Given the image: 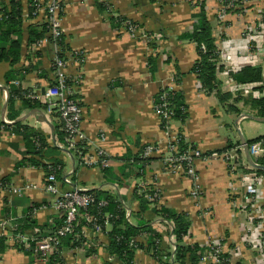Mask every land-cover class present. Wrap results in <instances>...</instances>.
<instances>
[{
	"label": "crops",
	"instance_id": "0c3cea01",
	"mask_svg": "<svg viewBox=\"0 0 264 264\" xmlns=\"http://www.w3.org/2000/svg\"><path fill=\"white\" fill-rule=\"evenodd\" d=\"M9 1L0 0V3ZM18 1L24 18L31 0ZM35 1L44 4L48 0ZM201 1L215 39L217 65L221 66L216 74L219 91L229 96L226 104L215 92L205 93L197 76L191 72L197 58L196 46L184 35L192 31ZM240 1L245 4L242 11L233 15L237 18L235 15L241 13L243 20L224 23L217 20L219 0H111L117 17L120 15L136 26L131 32L123 25L115 26L112 19L116 17L101 10L97 0H63L60 24L64 43L68 50H81L85 54L82 63L69 62L66 69L70 76L79 70L82 76L74 95L82 108L80 127L91 149L97 148L109 158L108 172L104 173L98 166L82 164L61 147L63 143L55 132L57 128L60 130L57 117L42 109L24 108L18 97H14L13 110L19 112L16 120L39 132L49 148H59V152H48L37 160L48 165L55 158L62 162L61 178L56 177L62 189H98L117 196L125 212H129L127 220L137 224L139 201L135 188L150 186L159 192L157 205L188 216L190 229L184 238L186 243L206 248V254L208 237L220 236L225 241L227 252L224 253H228L229 264H264V246H261L264 245V221L251 205L245 204L244 208L241 204L242 209L238 205L240 197L245 196L238 175L252 171L244 150L240 151L243 162L235 155L239 161L236 173L226 167L221 157L209 156L195 161L196 174L203 187L202 195L196 199L190 196L193 188L190 177L180 171H167L163 163L169 156L167 147L171 134H181L185 143L204 155L221 151L228 144L231 145L229 149L243 147L239 131L246 141L264 136V122L248 118L238 120L241 114L255 115L254 110L241 103L243 98L233 100L234 93L242 85L249 86L244 90L249 98H258L260 94V83L238 82L237 72L247 66H260L262 74L264 71V0ZM260 17L261 24L253 38H241L247 32L245 29L259 23ZM40 21L39 18H24L19 38L20 60L13 66L7 61L0 62V121L6 119L12 123L7 118L8 86L42 94L53 82L51 63L56 54L53 44L44 37L41 40H46L39 45L28 46L27 26L41 24ZM11 37L17 39L16 35ZM29 66L32 70L24 72ZM11 69L21 73L6 82L5 75ZM174 80H178L174 89L182 96L187 116L183 122L172 121L166 131L161 128L160 118L154 111V99ZM229 105L238 112L229 110ZM148 144L159 149L152 155L155 159L140 171V176H136L137 169L132 166L125 169L130 176H122L121 169L132 164L141 147ZM24 152L25 143L20 135L9 130L0 131V180L10 186L9 190L0 189V222H6L5 234L8 235L0 242V264H48L10 239L14 234L12 230L27 235L34 228H40L47 234L52 227L49 220L56 221L58 217L53 207L54 197L42 190L46 176L43 167L31 163L17 166L26 158ZM258 175L262 177L258 202L264 206V174ZM64 177L70 179V186L64 184ZM111 179L119 182H111ZM26 184L31 187L25 189ZM153 207L154 204H150L141 217L160 235V247L173 251L171 225L156 215ZM34 208L35 213L32 212ZM26 219L34 225L27 228ZM84 231L87 238L82 246H63L59 256L62 264H103L106 261L119 264L108 256L104 237H95L88 229ZM135 239L145 243L146 235ZM133 264L157 263L138 249ZM199 264H203L202 261Z\"/></svg>",
	"mask_w": 264,
	"mask_h": 264
},
{
	"label": "trees",
	"instance_id": "16d2710c",
	"mask_svg": "<svg viewBox=\"0 0 264 264\" xmlns=\"http://www.w3.org/2000/svg\"><path fill=\"white\" fill-rule=\"evenodd\" d=\"M98 7L101 10L106 9L105 0H97ZM35 0H31L29 3V8L27 10L28 15H30L35 9L34 4ZM199 12L194 15L195 20L193 22V29L186 35L184 38L189 42H192L196 46L197 58L194 61L191 72H193L198 81L201 84L202 89L205 93L209 94L215 92L220 99L221 102L228 101V94H223L219 91V83L216 77L217 71L221 70V66L217 65L218 51L215 44V39L212 35L211 25L206 17V13L204 10V3L201 1L198 4ZM23 8L20 5L18 0H10L8 3H0V62L7 61L13 66L20 60V40L22 31H23ZM29 17V18H30ZM127 22V19L124 17L118 16L112 19V23L119 27L120 25ZM28 32V46L36 44L39 40L44 37L50 39L49 29L46 23H30L27 26ZM16 35L17 39L14 40L11 36ZM60 45L62 51L59 53V56H63L64 48H68L64 43V37L62 35L60 39ZM37 54V53H36ZM32 70L31 66L23 69L24 72ZM21 72L15 71L11 69L6 73L5 79L6 82L11 81L17 77ZM235 79L241 83H260L259 87V97L258 98H249V100L245 99L250 103L251 109L256 112V115L264 118V85H262V67H253L247 66L242 68L239 72L236 73ZM53 84V82H51ZM176 84H178V80H176ZM167 91V89H165ZM29 90H20L13 86H8V112L7 118L12 121V123H5L0 121V131L9 130L10 132L20 135L25 143V152L26 158L22 160L21 163H31L35 166H42L46 172V175L50 172H54V175L60 179L61 178V170L63 167L62 162L55 158L52 164H42L37 159H41L44 157V154L48 152H59V148L53 146L49 148L46 145V139L33 128L23 125L20 121L16 120L19 116L18 111L13 110L14 97L20 98L24 108H38L45 110L47 106L44 103H41L38 100H32L27 98ZM164 91H159L157 96L155 97V103H160L159 96ZM166 101L167 108L172 111V120H177L179 122H183L187 116L186 106L182 101V96L180 92L177 90H172L166 93ZM76 99V96L72 97ZM233 111L238 112V110L229 105ZM51 115L58 118V112L55 109L51 110ZM60 122V120H59ZM60 122V130L58 128L55 130L58 140L62 143H65V132L62 131ZM161 128L165 127L164 119H161ZM178 140V148L179 152H183L190 148H195L193 145L185 143L181 134H179ZM264 139V136H258L254 139L248 140V144L255 143L259 140ZM39 141L40 146H36L35 142ZM146 145H143L140 149L139 154L132 160V164L125 165L121 169L122 176H130L129 173L125 172L126 168L135 167L137 169L136 176H140V171H143V168L149 164L151 161L155 159V157L148 156L145 157L143 155V151ZM231 147L228 144L223 150L218 151L217 153H222L224 150H227ZM87 149V148H86ZM85 152V149L83 150ZM71 154L77 159L81 161L79 156L74 152ZM203 156H209V154H205ZM126 157L125 159H127ZM257 162L260 165L264 166V155L257 158ZM103 172H108V168H102ZM258 173L264 174L263 171L257 170ZM3 185H7L3 179L0 180ZM118 180L111 179V182L118 183ZM87 192L93 194L94 202L88 208V213L91 217L95 218L96 224L101 227V236L105 238L107 244V253L111 259H115L119 264H133L135 252L138 249L143 250L147 254L150 255L158 264H199L202 261L205 255L204 247L199 246L196 243L188 244L184 241V238L189 235L190 229V220L186 213L184 212H175L168 208L163 207L162 205H157L158 196L154 198V200H148L145 195L152 196L155 193L151 188H135V197L139 201L138 211L136 212V217L138 218L137 224L130 223L126 218V212L124 209L121 200L118 199L117 196H113L106 191L94 189L87 190ZM100 200H105L107 204L103 207L98 206V202ZM154 204L153 212L158 215L162 220L167 221L171 225V234L174 238V249L169 250L166 248H161L159 245L160 235L153 231V229L148 226V221H145L141 215L148 209L150 204ZM84 211L79 209L80 224L76 229V233L81 237V230L88 229L92 232L93 236L94 230L92 229V223H86L82 215ZM28 221V226H33L34 223ZM61 220L56 219L54 223L51 225L50 232L54 230L58 225H60ZM21 230V229H20ZM15 234L18 231L12 230ZM145 234L146 240L145 243L134 241L133 244H130L132 239H135L137 236ZM100 236V237H101ZM79 237L77 240L74 236H67L62 239L60 244V252L63 246L69 245L70 248H76L82 245V242L85 238ZM95 237H99L95 235ZM5 237H0V242H3ZM59 252V253H60ZM89 252H92L89 250ZM31 253V252H30ZM53 255L47 262L48 264H62L60 255ZM228 253H219L218 255V264H229ZM103 264H114L112 261H106Z\"/></svg>",
	"mask_w": 264,
	"mask_h": 264
},
{
	"label": "built area",
	"instance_id": "2783aa9c",
	"mask_svg": "<svg viewBox=\"0 0 264 264\" xmlns=\"http://www.w3.org/2000/svg\"><path fill=\"white\" fill-rule=\"evenodd\" d=\"M228 3H224L223 0L219 2V6L217 8V17L219 20H223L226 16V11H230V8H234L235 2L234 0H225ZM34 11L30 14L33 17L31 18L28 13H26L25 17L28 20H32L34 18L41 19L40 23H46L49 29V41L53 44L55 50V57L51 63V69L53 74V84H50L47 88L44 89L42 94L38 92L29 91L27 98L32 100H38L41 103H44L47 106L46 111L50 114L52 109H55L58 112V119L61 123L62 131L65 132V143L61 145V147L65 148L69 153L74 152L79 156L82 161V164L86 166H98L100 168H106L110 163L109 158L103 154L101 150H97V148L90 147V143H88L85 134L82 132L80 124L82 118V108L79 105L76 99H73L76 94L77 89L80 87L81 83V74H75L74 76H70L66 72V68L69 62H75L77 64L82 63L84 60V53L81 50L64 52L63 56H59V53L62 51L60 45V39L63 35V31L61 28V20L60 16L63 13V0H48L46 3L42 4L36 2L34 4ZM41 13L40 16H38ZM38 14V15H37ZM30 17V18H29ZM261 17L258 19V24L254 26L257 28L261 24ZM124 25H127V30L133 32L136 29L131 23L125 22ZM252 28V27H250ZM46 39L39 40L36 45H39L41 42ZM249 86L242 85L240 88L243 90L247 89ZM175 89H168L167 92ZM166 93L163 92L160 94L159 99L160 103H155L154 101V111L156 115L161 119H164L165 127L163 130H168L169 124L172 120V111L167 108L168 104L166 101ZM5 123H9L6 119L2 120ZM170 134V133H168ZM179 134H171L169 136L168 143V158H165L164 165L167 171L171 172H182L185 175L189 176L193 183V189L191 191L194 199L199 198L202 194L200 191V179L196 174L195 161L201 157V153L196 148H190L183 152H179L178 148V140ZM36 146H40L39 141L35 142ZM87 148V149H86ZM239 150H242V146H238ZM85 149V152L83 150ZM159 149L154 144H148L144 148L143 155L145 157L152 156L157 154ZM249 155L252 158L257 159L259 156L264 155V139L259 140L253 143L248 149ZM233 151H226L221 155H224V158H229L228 155L232 154ZM215 156L217 153H214ZM219 155V154H218ZM231 156V155H230ZM209 156H205L203 158L207 159ZM232 157V156H231ZM230 157V158H231ZM239 185L244 188L245 196H242V206L245 208V204L251 205L252 209H254L260 215V219L264 221V206L258 202V189L262 182V177L254 172L243 173L238 176ZM66 186H70V179L64 177L63 180ZM31 187L30 184L25 185V189H29ZM0 189H10V186L3 185L0 181ZM42 190L46 194H50L54 197L53 207L58 212V220H61L60 225H58L54 230L48 232L47 234H43L40 228H34L32 233L24 234L21 232H17L15 234H11L10 239L15 243H18L24 250L30 251L35 256L39 257L44 261H48L53 255L60 252V244L63 238L67 236H74L77 240L81 237L76 233V229L80 224L79 209L84 211L82 217L84 218L86 223H92V229L94 230V234L97 236H101V227L100 225L94 223L95 218L91 217L88 213V208L94 202L93 194L87 192V190H76V189H62L58 183L54 172H50L45 176L44 183L42 186ZM13 191H17V189H13ZM159 195L157 192L153 193L152 196H148L149 200H154ZM157 200V201H158ZM107 204L105 200H100L98 202L99 207H103ZM241 206V209L243 208ZM36 212L35 208L32 211ZM126 216L128 213L126 212ZM50 224L54 223L53 219L49 220ZM1 233L0 236L7 237L5 234L6 222H0ZM82 235L81 238H87L86 231L84 229L81 230ZM136 239H132L130 244ZM84 241L82 242L83 245ZM209 246V250L212 252L214 257L217 259L218 264V255L219 253H223V251L216 249L220 245H222V240L218 237L212 238L207 243ZM60 254V253H59Z\"/></svg>",
	"mask_w": 264,
	"mask_h": 264
},
{
	"label": "rangeland",
	"instance_id": "374dc122",
	"mask_svg": "<svg viewBox=\"0 0 264 264\" xmlns=\"http://www.w3.org/2000/svg\"><path fill=\"white\" fill-rule=\"evenodd\" d=\"M222 0H219V2H221ZM234 1H236L235 2V6H234V8H230L231 10L230 11H226V16H225V18L223 19V20H219V18L217 17V20L218 21H221V22H223L224 21V23H227V22H225V21H228V20H235V19H237V20H239V19H242L243 20V16L241 15V13L239 14V15H235V16H237V18H234V12H237V11H242V6H243V4H244V2H241L240 0H234ZM105 2V1H104ZM223 2L224 3H228L227 1H225V0H223ZM111 4V0H107V3H106V11L105 12H107V14L108 15H112V16H115V17H117V15H116V13L114 12V10H113V8H112V6L110 5ZM245 5V4H244ZM39 14V13H38ZM37 14V15H38ZM41 14H39L38 16H40ZM216 15H217V13H216ZM120 16V15H119ZM229 16H232V17H229ZM122 17V16H121ZM24 18H25V20L27 19L25 16H24ZM127 23H131V22H129V21H127ZM123 25V27H124V29H126L127 30V25H124V24H122ZM252 28H248V29H245V30H247V32H244V36H241V38L243 37V38H253L252 37V35H254L255 33H257V31H258V29L257 28H254L253 26H251ZM239 35H242V33L240 32V34ZM71 52L70 50H68V48H64V52ZM84 53V52H83ZM84 56H85V54H84ZM263 64V63H262ZM261 64V65H262ZM67 69V68H66ZM80 71V70H79ZM77 72V74H79L80 72ZM81 74V73H80ZM81 78H82V76H81ZM82 81V80H81ZM175 80H174V82H172L171 84H169L168 86H165V87H163L160 91H164L165 93H167V91L165 90V89H170V88H172V89H174L175 88ZM200 84V83H199ZM261 85V84H260ZM200 86H201V84H200ZM243 92V95H239V93H241V92ZM264 92V91H263ZM244 94H246L245 93V91L242 89V88H240L239 90H237V92H235L234 93V98H233V100L235 99V98H237L236 100H239L240 101V99L241 98H243V99H241V103H244V106L247 108V106L246 105H248L250 108H251V106H250V103L248 102V101H245V99H247V100H249V96L248 95H244ZM259 97V96H258ZM226 102L227 101H224L223 103H225L226 104ZM233 106V105H232ZM229 110H231L232 111V109L231 108H228ZM244 109V108H243ZM248 111H249V109H247ZM250 113H252L251 112V110L249 111ZM253 113L256 115V112L255 111H253ZM257 116V115H256ZM246 118H244L243 120H245ZM172 121H174V120H171V122ZM170 122V123H171ZM81 125V124H80ZM235 130L237 131V129H236V127H235ZM238 133V132H237ZM239 135V134H238ZM253 144V143H252ZM252 144H248L247 143V145H248V149H249V147L252 145ZM63 148V147H62ZM65 149V148H64ZM240 148H236V147H232L231 149H227V150H224V152L226 153V151H233V153L232 154H230V155H228V157L229 158H224V155H221V154H223L224 152H222V153H217V152H213V153H211V154H209V156L210 157H212V158H218V157H221L222 159H223V161H224V163L226 164V167L230 170V171H232V173H236L237 172V163L239 162L238 160H236L237 158H235V155L236 156H238V158H240L241 159V161L240 162H243V158H242V156H241V152L243 151V147H242V150H239ZM241 151V152H240ZM244 152V151H243ZM201 153V157L199 158V159H202L203 157H205V156H203L204 154H202V152H200ZM214 153H217L216 154V156H215V154ZM219 154V155H218ZM231 157V158H230ZM168 158V157H167ZM252 158V157H251ZM252 160L253 161H256L257 162V159H255V158H252ZM164 159H163V163H164ZM258 163V162H257ZM165 166V165H164ZM250 170H252V171H250V172H254V170L256 171V173H258V171L257 170H260V169H257V168H255V167H253V166H251L250 165ZM261 171H263V170H261ZM264 172V171H263ZM235 175V174H234ZM236 176V175H235ZM239 176V175H238ZM264 176V175H263ZM200 187H201V189H200V191L201 192H203V187L201 186V185H199ZM146 188V187H145ZM147 188H151L152 189V187H150V186H147ZM193 189V188H192ZM152 190H154L155 192H157V194H159V192L156 190V189H152ZM202 195V194H201ZM148 196L149 195H145V197L148 199ZM190 196L191 197H193L192 196V193H190ZM149 200V199H148ZM241 204H242V197H240V200H239V203H238V205L241 207ZM127 212V211H126ZM127 213H129V212H127ZM264 224V223H263ZM214 237H218L220 240H222V245H220L218 248H216V249H219V250H221V251H223V252H227V250L226 249H224V239L222 238V237H220V236H210V237H208V241H210L212 238H214ZM82 246V245H81ZM261 246H264L263 245V243L261 244ZM208 249H209V246H206ZM261 249V248H260ZM156 262V261H155ZM217 262V259L214 257V255L212 254V252L210 251V250H207L206 251V254H205V256H204V258L202 259V263L203 264H217L216 263ZM157 263V262H156ZM158 264V263H157Z\"/></svg>",
	"mask_w": 264,
	"mask_h": 264
},
{
	"label": "water",
	"instance_id": "95a60500",
	"mask_svg": "<svg viewBox=\"0 0 264 264\" xmlns=\"http://www.w3.org/2000/svg\"><path fill=\"white\" fill-rule=\"evenodd\" d=\"M262 82L264 84V71H263V74H262ZM243 118H248V119L255 120V121H259V122H264V118L263 117H259V116L251 115V114H241L239 116L238 120L243 119ZM239 138H240L241 144L243 145L244 156H245L247 162L251 166H253V167L257 168V169H260V170H263L264 171V166L258 164L256 161H253L252 158L250 157L249 152H248L247 141L244 139V137H243V135L241 134L240 131H239Z\"/></svg>",
	"mask_w": 264,
	"mask_h": 264
}]
</instances>
